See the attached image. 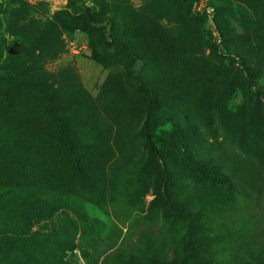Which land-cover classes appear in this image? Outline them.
Instances as JSON below:
<instances>
[{
  "label": "rangeland",
  "instance_id": "obj_1",
  "mask_svg": "<svg viewBox=\"0 0 264 264\" xmlns=\"http://www.w3.org/2000/svg\"><path fill=\"white\" fill-rule=\"evenodd\" d=\"M144 10L161 20L167 38L177 41L178 35L184 37V46L176 42L173 53L182 50L189 57L199 55L207 74L199 83L187 79L180 88H169L167 100L153 109L149 139L158 153L155 157L145 145L146 108L151 98L140 81L141 76L146 81L154 77L152 52L146 51L145 39L133 47L132 56H126L117 45L126 40L127 30L116 22L131 19L133 12L135 17L142 15ZM91 19L107 23L90 24ZM255 27L254 14L240 0H0V88H21L15 97L29 106H25L28 111L18 135L23 146L39 148L49 176L45 184L52 186L46 195L24 186H0V246L8 239L25 252H40L44 247L48 255L50 251L57 254L52 264H102L118 249L159 251L149 239L161 238L166 260L191 264L182 263L174 254L180 238L168 228L162 209L170 210L173 203L197 195L206 197L207 172L202 167L204 158L199 156L222 154L243 162L242 176L257 177L256 163L243 159L242 151L225 139L229 133L234 137L235 127L243 124L260 133L264 121V37L256 39ZM153 39L156 41L155 36ZM235 44L243 53L246 48L245 67L228 53ZM30 78H42V88L45 84L54 93L29 89L41 88L25 82ZM110 78L115 83L104 87ZM104 88L113 89L101 95ZM120 97L128 103L122 108L124 113L113 105ZM102 98L108 100L105 109L94 108ZM49 104L68 115L67 125L58 123ZM5 108L8 110L7 102L0 97V120L7 124L0 131V163L13 156V122L4 120ZM196 121L204 124L207 144L198 140ZM128 135L135 137L134 158L124 152ZM84 141L90 142L88 152L100 141V172L106 176L101 194L77 172L72 153ZM142 163L148 177L139 196L146 209L154 201L159 207L151 212H130L136 195L124 188ZM258 187L263 193L255 200L264 206V184ZM54 200L71 207L52 206ZM255 200L251 206L260 217L257 210L262 208ZM235 255L232 259L225 254L228 264L259 263L257 247ZM3 258L0 247V264H8Z\"/></svg>",
  "mask_w": 264,
  "mask_h": 264
},
{
  "label": "trees",
  "instance_id": "obj_2",
  "mask_svg": "<svg viewBox=\"0 0 264 264\" xmlns=\"http://www.w3.org/2000/svg\"><path fill=\"white\" fill-rule=\"evenodd\" d=\"M240 1L242 3L244 2L254 14L256 27L253 35L256 39H262L264 37V0ZM135 14L136 12H133L129 20L126 18L122 19L118 14V17L122 20L116 23L124 25V29L127 30V38L124 42L118 43L117 45L126 56H132L134 51L133 47L138 46L139 42L143 43L145 39V43L149 45L146 51L152 52L154 77L146 81L141 76L140 81L142 82V88L148 91L151 98V104L146 108L145 133L147 138L145 145L151 156L155 157L158 153L149 139V131L153 124L151 119L153 109L155 106L161 105L160 103L162 101L165 102L167 100L169 88H180V86L186 84L185 81L187 79L199 83L207 74L206 71H202L203 68L200 65L201 57L199 55L197 57H189L182 50L180 53H173L172 48L176 42L181 41L180 43H183L184 46L185 40L182 35H178L177 41H175L174 37L167 38L165 34L166 27L161 20L150 16L149 11L146 10L143 11L142 15H138L137 17H135ZM105 23L107 22L90 20V24L104 25ZM153 36L156 37V41H154ZM241 48L235 44L228 49V53L230 52L234 57L240 59L242 66L245 67V61L247 59L244 53H246V48H244V53ZM256 50L255 48L252 51L254 52ZM162 51H165L164 55H162ZM150 59L147 58L146 63H150ZM205 62H208V60ZM205 67L208 69L210 65H205ZM212 71L214 70H209V72ZM111 80L110 78V82L108 81L104 87H109L114 82H111ZM25 82H29L30 85L36 87H41L29 89L44 90L46 95L54 93L45 84H43L42 88V78H30L29 81ZM4 89L0 88V97L8 105V110L6 108L3 110L5 112L4 120L13 122L11 134L13 156L7 163H0V186H24L26 190L38 191L46 195L49 192V187L52 186H49L47 182L45 184L49 176L45 173L44 159L39 157L40 150L39 148L37 150L23 146L21 143L22 139L18 135L21 125L24 122L23 116L28 111L25 106L29 105L22 104L21 101L24 100L23 98L19 96L15 97L17 96V91L21 88ZM110 89L113 88L102 89L101 95H105L107 93L106 91ZM220 90H215L214 94L217 95ZM114 91H121V89L114 88ZM102 100L103 98L97 101L94 108L100 105L105 109V103L108 100ZM126 103L122 97L118 99V104L116 100H113V105L120 108L122 112V108ZM49 105V110L57 117L58 123H62L63 126L67 125L68 115L62 109H58L52 104ZM4 124L7 126L6 121L0 120V131L3 130ZM203 125L201 121H196L195 127L197 126L199 129L200 136L198 140L201 145L207 144L209 140L208 136L203 132ZM195 127L192 128L193 132H195ZM104 128H106L107 133H111L109 128ZM260 129L261 132L257 133L251 126L243 124L235 127L234 137H231V133L225 135L226 140H231L233 146H237L238 151H242L243 155L241 157L243 156V159H252L256 163L258 168L257 177H253V175H250V178L246 177V175L242 176L240 172L245 170L243 162L236 163L234 161L235 159L231 161L222 154L218 156H199L204 158L202 167L207 172L206 179L208 180L209 189L206 190V197L201 198L197 195L195 199H187L173 203L170 210L163 206L162 212L168 228L176 235H179L180 244H175L174 254L182 263L189 261L191 264H228V261L224 257L225 254L235 259L237 256L235 254L238 251L252 246L257 247L260 252V255L256 258L259 261L258 264H264V206L258 199L255 200V197H261V193H263L262 190H259L258 186L264 184V121L260 122ZM121 130L122 128L119 126L118 131L120 132ZM4 131L7 132V128ZM0 140L3 139L0 138ZM89 143L87 144L84 141L81 148L75 149L72 153L73 159L79 177L87 184L89 181L92 182L91 186L101 194L106 188L104 179L106 176L100 172L103 163L101 162L102 152L98 151V149L101 147L97 143L88 152ZM135 151H137L135 137L128 135L126 137L124 152L127 156L134 158ZM35 156L36 159L33 158ZM190 164L194 168L197 167L195 161H190ZM140 167L141 170L139 172H136V170L132 171L131 177L129 176L130 184L125 186L124 191L136 195V197L131 199L130 212H134L136 209H139L142 213L146 211L151 212L158 209L159 204L154 201L146 209L142 196H139V193L145 186L144 179L148 177L144 174L146 170L145 164H140ZM36 170L39 173H36ZM57 175L62 176L63 174L58 173ZM116 183L112 184V187ZM51 184L54 185V183ZM101 196L104 195H98L97 197L100 198ZM254 200L262 208L261 211L257 210L259 211L260 217H257L255 210L252 209L251 204ZM59 204L71 207L70 204H64L61 201L56 202L54 200L51 202L52 206H58ZM149 243L153 249L159 248L160 250L155 252L148 251L147 253L143 251L131 253L123 249H118L107 256L102 264H171V262L166 260L167 253L161 248L163 245L161 238H150ZM46 244L49 248L52 245L50 243ZM0 247L4 254L3 259L8 261V264H52L53 261H57L55 251H50L49 257L44 247L40 252H25L17 247V244L8 239H4ZM55 247L60 251L58 245H55ZM20 256H23L24 259H21Z\"/></svg>",
  "mask_w": 264,
  "mask_h": 264
}]
</instances>
